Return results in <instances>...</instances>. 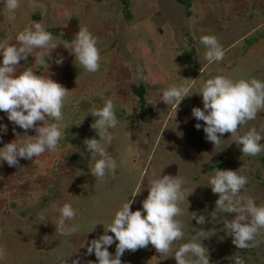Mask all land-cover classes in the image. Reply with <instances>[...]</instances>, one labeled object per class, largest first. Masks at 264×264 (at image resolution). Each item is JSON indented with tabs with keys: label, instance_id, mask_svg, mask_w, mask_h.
Masks as SVG:
<instances>
[{
	"label": "rangeland",
	"instance_id": "obj_1",
	"mask_svg": "<svg viewBox=\"0 0 264 264\" xmlns=\"http://www.w3.org/2000/svg\"><path fill=\"white\" fill-rule=\"evenodd\" d=\"M122 1L20 0L14 14L0 5V41L14 43L18 31L39 22L57 42L67 43L80 27L87 26L98 38L101 55L100 70L88 73L70 54L71 48L60 45L51 53L53 58L64 57L62 65L52 64L48 71L69 91L63 109L69 128L57 150L32 161L21 159L24 169L0 164V246L6 250L0 264H60L63 258L71 264L77 256L81 264H95L94 255H85L83 241L102 235L127 198L134 200L132 211L139 209L151 181L160 175H178L188 181L189 190L196 187L187 198L188 209L186 203L180 205L185 209L178 217L185 232L180 243L196 230H204L208 231L204 236H210L202 241L210 264H231L234 255L245 264H264V233L257 236L254 247L237 249L220 221L211 218L218 196L205 186L215 169L238 170L249 180L242 194L264 205V152L255 157L243 155L230 133L223 134L224 141L216 147L205 139L203 122L191 116L192 108L203 107L198 93L209 78L223 75L264 81V0H128L126 10ZM202 35L217 37L225 53L222 61L209 64L203 58ZM40 51L21 61L18 71L29 68L47 75L36 62ZM180 78L190 79L192 87L177 109L162 102L148 105L149 99H157L170 83H180ZM109 98L119 121L111 130L114 139L108 149L117 169L99 180L90 174L94 161L83 145L85 138H98L90 127L94 118L83 117ZM0 123L8 126L3 142L15 139V126L3 112ZM196 123L202 125L200 130L194 127ZM252 127L264 136V109L255 120L241 125L237 134ZM16 131L23 134L18 127ZM27 134L35 135L33 131ZM64 203L77 213L72 223L80 224L79 231L67 237L55 232L59 215L55 207ZM191 212L204 215L209 222L197 225L190 221ZM42 216L48 220L41 223ZM224 216L234 218V214ZM108 251L114 254L115 244ZM170 255H159L149 244L125 251L121 261L175 264Z\"/></svg>",
	"mask_w": 264,
	"mask_h": 264
},
{
	"label": "clouds",
	"instance_id": "obj_2",
	"mask_svg": "<svg viewBox=\"0 0 264 264\" xmlns=\"http://www.w3.org/2000/svg\"><path fill=\"white\" fill-rule=\"evenodd\" d=\"M0 5L14 14L20 7V0H0ZM200 43L205 49L203 58L209 64L223 60L225 53L216 36L202 35ZM97 44L98 38L87 26L80 27L67 43H60L39 22H32L31 27L18 31L14 43L0 41V112L15 126L12 130L15 139L4 143L2 137L7 134L8 126L0 123V164L6 163L9 167L22 170L21 159L32 161L46 151H55L60 147L62 137L69 128L63 112L69 91L51 78L52 73L48 70L52 64L60 66L64 62L63 56L57 54L53 58L51 53L60 45L67 50L71 48L70 54L76 62L86 72L95 73L100 70L101 60ZM37 50L42 51L37 55L36 62L48 74H37L29 68L18 71L20 62L27 61ZM180 79V83H170L157 99H149L148 105L155 107L162 102L177 109L190 96L192 87L190 79ZM198 95L203 107L192 108L191 116L203 122L202 130L207 141L219 147L224 141L221 139L223 134L230 133L235 137L234 142L241 146L239 150L243 155L255 157L264 152V143H260L264 136L255 127L243 135L237 134L241 125L255 120L257 113L264 109V81L217 75L202 82ZM89 115L94 118L90 127L98 138H85L83 145L94 161L91 176L104 180L108 174L114 175L117 169V162L108 149L114 139L111 130L118 126L119 121L110 98L102 107L91 109L83 120ZM16 127L23 134L17 132ZM194 127L200 130L202 125L196 123ZM29 131L35 135H28ZM248 182V177L238 170L215 169L205 185L218 196L211 218L220 221L223 232L232 238V244L239 250L254 247L257 236L264 233V205H258L252 196L242 194ZM187 183L178 175H160L153 179L139 209L132 211L134 200L127 198L115 211L102 235L83 241L85 255H94L95 264H122L121 257L125 251L134 252L150 244L159 255L171 253L169 257L175 260V264H210L209 250L202 244L210 237L204 236L208 231L195 229L189 240L180 243L185 237L184 223L178 219L184 215L185 209L180 205L186 203L188 209L187 198L196 188L189 190ZM55 211L59 214L55 223L58 235L67 237L79 231L80 224L72 223L76 221L77 213L70 203L56 206ZM224 214H234V218L229 220ZM40 220L43 223L48 219L42 216ZM191 220H195L197 225L209 222L204 215L196 212H191ZM113 244L114 254L108 251ZM5 255L6 250L0 246V258ZM60 264H67L66 258L61 259ZM71 264H81V257L72 259ZM87 264L93 262L87 261ZM231 264H245V261L241 256L234 255Z\"/></svg>",
	"mask_w": 264,
	"mask_h": 264
},
{
	"label": "trees",
	"instance_id": "obj_3",
	"mask_svg": "<svg viewBox=\"0 0 264 264\" xmlns=\"http://www.w3.org/2000/svg\"><path fill=\"white\" fill-rule=\"evenodd\" d=\"M128 0H123L122 2H123V6H124V10H126L127 8H128V2H127ZM180 2H183V0H179ZM142 100H143V94H142ZM212 168H214V167H212Z\"/></svg>",
	"mask_w": 264,
	"mask_h": 264
}]
</instances>
